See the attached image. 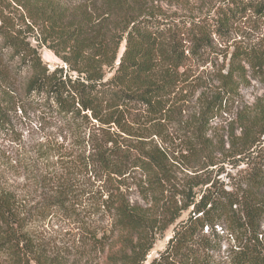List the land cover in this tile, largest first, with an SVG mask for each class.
<instances>
[{
  "label": "trees",
  "instance_id": "obj_1",
  "mask_svg": "<svg viewBox=\"0 0 264 264\" xmlns=\"http://www.w3.org/2000/svg\"><path fill=\"white\" fill-rule=\"evenodd\" d=\"M5 2L23 8L30 23L42 28V38L33 33V26L27 25L29 32L18 26L4 11ZM248 12L264 24V0H218L212 14L200 20L161 19L140 0H90L74 7L53 0H0V61L6 55L9 60L19 59L29 72L24 96L42 100L66 121L78 126L95 119L101 124L113 123L123 132L138 133L139 128H129L127 116L165 111L180 80L179 68L189 58L185 50L193 54L211 48L213 33L220 36ZM32 39L44 44L51 41L48 46L72 66L71 71L61 67L49 70ZM105 67L111 69L109 77ZM19 68L12 73H18ZM250 73L264 77V38L252 44H233L219 78L222 91L205 101L199 129L187 134L182 149L198 158L207 174L203 178L192 175L180 189L174 183L171 162L157 146L148 151L138 146L124 148L113 137L106 141L111 142L107 148L96 145L91 160L110 187L104 202L115 232L101 264H143L152 249V230H164L186 210L187 217L175 226L165 249L148 264H264V233L259 225L264 219V201L254 194L264 187L263 166L257 160L264 162V106H256L254 112L241 110L234 120L242 131L237 140L248 151L253 147L255 153L232 164L235 168L243 162L249 167L238 171L244 175L240 182L246 188L244 193L237 191V182L225 184L217 177L223 169L211 176L213 170L208 167L215 164L212 143L200 131L209 116L226 111V106L237 100L239 85ZM0 77L5 88L8 72L1 65ZM12 102L10 93L4 91L0 97L2 119ZM131 186L137 188L146 206L130 202L122 190ZM165 192L173 193V198ZM177 195L181 205L174 200ZM17 216L12 196L0 193V255L7 264H62L37 252L30 236L15 227ZM225 236L230 242L222 261L196 258L201 252H221Z\"/></svg>",
  "mask_w": 264,
  "mask_h": 264
},
{
  "label": "rangeland",
  "instance_id": "obj_2",
  "mask_svg": "<svg viewBox=\"0 0 264 264\" xmlns=\"http://www.w3.org/2000/svg\"><path fill=\"white\" fill-rule=\"evenodd\" d=\"M53 1L68 7L90 3V0ZM140 1L155 16L166 17L167 20H200L211 15L218 3V0ZM4 11L14 18L18 26L32 31L27 30V25H33L23 8L5 2ZM33 28V33L41 39L42 28ZM263 38L264 24L248 12L220 36L213 33L211 48L198 49L193 54L185 50L189 58L179 68L180 80L170 93L165 111L158 115L134 113L127 116L129 128L136 131L139 128L138 133L123 132L113 123L101 124L95 119L78 126L66 121L46 107L42 100L24 96V83L29 72L19 59L9 60L8 55L3 57L0 65L8 72V83L4 88L0 77V97L4 91L9 92L13 102L5 118L0 116V193L10 194L14 200L18 215L15 227L30 236L39 254L50 257L54 262L101 264L115 232L111 212L104 202L110 187L91 160L96 145L107 148L111 142L106 141L113 137L116 144L124 148L138 146L148 151L157 146L171 162L174 183L179 189L192 175L205 177L207 169L201 168V161L182 150L187 134L197 133L200 126L198 118L205 101L222 91L219 78L224 73L233 44L237 41L252 44ZM31 43L49 70L61 67L64 71H71L72 66L48 46L51 41L44 44L32 39ZM122 49L123 44L119 54ZM19 66L18 73L13 74L12 70ZM104 72L106 77L112 74L108 67L104 68ZM256 106H264V77H253L250 73L247 81L239 85L237 100L227 105L226 111L213 118L209 116L207 126L200 127L205 134L204 139L212 143L215 164L208 167L213 170L211 176H216V171L223 169L224 172L217 177L225 184L228 181L237 182L235 186L239 194L246 192L245 186L240 183L243 172H238L245 169L246 164L241 162L235 168L232 164L249 153L253 157L255 153L253 147L248 151L237 140L242 131L234 120L239 111L254 112ZM257 160L264 171V162L261 163L259 158ZM248 170L249 167L245 171ZM226 173L233 179L228 180ZM230 187L226 186L227 189ZM122 191L131 203L136 201L146 206L135 186ZM255 193L264 201V187ZM165 195L173 198L171 192H165ZM174 200H178V205L182 204L179 195L174 196ZM153 211L156 212L155 209ZM187 212L182 211L164 230H152V249L143 264H148L152 257L165 249L175 226L187 217ZM259 225L264 233V219ZM229 242L230 237L225 236L220 243L221 252H201L196 258L199 261H222L223 250ZM0 264H7L1 255Z\"/></svg>",
  "mask_w": 264,
  "mask_h": 264
}]
</instances>
